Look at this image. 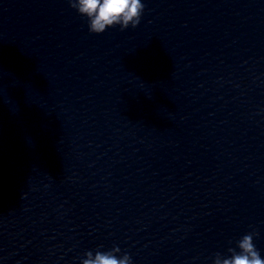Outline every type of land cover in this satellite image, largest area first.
<instances>
[{
  "label": "water",
  "instance_id": "obj_1",
  "mask_svg": "<svg viewBox=\"0 0 264 264\" xmlns=\"http://www.w3.org/2000/svg\"><path fill=\"white\" fill-rule=\"evenodd\" d=\"M141 2L0 0V264L264 259V0Z\"/></svg>",
  "mask_w": 264,
  "mask_h": 264
},
{
  "label": "clouds",
  "instance_id": "obj_2",
  "mask_svg": "<svg viewBox=\"0 0 264 264\" xmlns=\"http://www.w3.org/2000/svg\"><path fill=\"white\" fill-rule=\"evenodd\" d=\"M70 6L81 16L88 19V29L91 33L101 34L114 25H120L121 30L129 25L135 28L140 23L145 5L141 0H69ZM255 232L245 234L238 242L236 249L229 248L231 253L228 257H222L220 253L215 255L213 264H264L257 250L253 237ZM118 246L108 252L92 251L85 253L86 257L81 264H132L130 255L125 253L117 257Z\"/></svg>",
  "mask_w": 264,
  "mask_h": 264
}]
</instances>
